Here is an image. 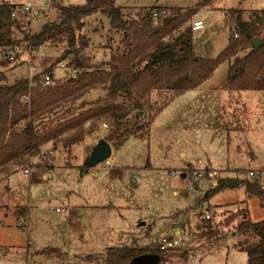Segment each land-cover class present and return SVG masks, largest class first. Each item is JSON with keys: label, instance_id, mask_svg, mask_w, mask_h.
<instances>
[{"label": "rangeland", "instance_id": "1", "mask_svg": "<svg viewBox=\"0 0 264 264\" xmlns=\"http://www.w3.org/2000/svg\"><path fill=\"white\" fill-rule=\"evenodd\" d=\"M34 1L42 14L35 26L37 32L43 24L57 21L58 3L87 2ZM205 1L116 0V5L128 18L132 10L195 9ZM197 9L195 20L209 19L211 23L195 32L194 51L200 57L216 59L228 46L239 19L249 20L256 11L264 10V0H211ZM89 21L83 32L90 38L87 52L94 62L108 60L118 53L122 34L111 31L103 14ZM17 31L14 36L21 37ZM63 52L62 45L28 47L6 73L14 80L53 67L55 80L64 82L75 72L67 61L56 64ZM228 68L224 63L199 88L167 102L162 97L152 109L140 112L141 124L149 123V128L129 135L118 148L111 143L115 147L112 157L88 174L83 173L84 166L98 142L107 140L110 129L101 120L85 126L83 142L87 140L88 146L62 143L60 152L51 154L42 145L37 155L26 153L21 166L0 173V245L9 251L7 256L0 254V264H103L108 248L126 245L156 253L154 264H247L248 254L239 248L246 237L236 231L246 219L239 213L245 209L252 222L264 220L261 200L249 197L244 188L205 200L209 189L200 187L189 197L181 178L182 170L191 166L212 168L218 177H236L241 172V178H248L251 169H264V92L228 91ZM100 96L104 92L99 90L87 98L94 101ZM93 127L96 130L91 132ZM25 166L34 169L30 180L24 178ZM173 172L177 175L172 176ZM43 173L47 179L42 178ZM205 181L212 188L215 180L208 177ZM14 205L26 208L27 216H14ZM68 207L74 210L69 216ZM207 210L215 213L210 220L202 217ZM174 228L187 242L179 249L159 252L160 235L173 237ZM257 240L252 235L249 243Z\"/></svg>", "mask_w": 264, "mask_h": 264}, {"label": "trees", "instance_id": "2", "mask_svg": "<svg viewBox=\"0 0 264 264\" xmlns=\"http://www.w3.org/2000/svg\"><path fill=\"white\" fill-rule=\"evenodd\" d=\"M210 2L198 3L195 9H165L169 15L159 19L151 15L163 11L162 7H152L146 15L129 19L116 0H87L84 5L69 6L58 3L57 21L43 24L33 35L18 29L21 37H16L13 5L0 1V172L7 174L21 166L26 153L37 155L50 140L68 146L82 143L85 126L100 120L109 124L107 140L118 148L129 135L149 128V123L141 124L140 112L152 109L162 97L167 102L199 88L224 63L229 64L228 91L264 92V11L255 12L249 20L239 19L235 29L239 37L235 38L233 31L226 49L216 59H206L194 51L195 31L190 26L181 28L197 14V6ZM98 14L109 19L112 32L122 34L118 53L99 63L88 54L90 38L83 34L89 19ZM254 38L263 41L258 50ZM47 44L64 46L56 64L67 61L75 72L73 77L57 82L52 67L33 76V88L28 76L9 79L6 69L13 64L11 57L18 61L24 49ZM49 75L51 85L42 86L40 81ZM99 90L104 96L89 101L87 97ZM27 96L30 102L24 101ZM95 130L93 127L91 132ZM66 133L69 136L64 138ZM239 188L249 197L259 198L264 207V184L240 175L220 177L204 199ZM17 209V217L27 216L26 208ZM239 216L246 219L236 231L246 237L248 246L239 248L248 254L247 264H264V220L252 222L245 209ZM252 235L258 240L249 243ZM141 255L156 253L134 245L112 247L107 249L103 264H134Z\"/></svg>", "mask_w": 264, "mask_h": 264}, {"label": "built area", "instance_id": "3", "mask_svg": "<svg viewBox=\"0 0 264 264\" xmlns=\"http://www.w3.org/2000/svg\"><path fill=\"white\" fill-rule=\"evenodd\" d=\"M13 8H12V17L15 22V26L21 30L31 33L32 35L35 34V26L36 23L42 19V14L37 9L36 3L34 0H25L23 3H18L11 1ZM150 10V9H149ZM148 11H142V13H137L136 11L132 10L129 15V19H137L140 15H146ZM169 13L167 10H163L161 12L155 11L151 16L154 19H159L160 17L168 16ZM198 15L195 14L194 18ZM262 16V15H261ZM192 30L194 31H200L205 28L206 24L202 20H195L191 22L189 25ZM235 31V38L239 37L238 32ZM34 50V47H30ZM15 56L11 57V60H14ZM32 74V73H31ZM33 76L30 75V88H33L36 86V84L33 82ZM52 82V76H46L41 81L40 84L44 87H48L51 85ZM25 102H30V96H27L24 98ZM105 128H108V124H104ZM199 164H202V161L198 162ZM24 177L27 180L31 179L32 170L28 166H25L23 169ZM173 176L177 175L175 172L172 173ZM241 175V172L239 174H236L235 176ZM248 178L250 179H258L264 184V169H251L247 173ZM210 177L213 178L215 181L212 183V188H215L218 182V172L214 170H210L208 168H196L194 166H191L187 171L185 172V179H186V191L189 194V197L191 195H194L195 191L199 190L200 187H204L205 189H212L210 188L211 184L208 181H205ZM241 177V176H240ZM216 183V184H215ZM215 184V185H214ZM214 212L212 211H205L202 213V217L206 220H210L214 217ZM201 216V215H200ZM182 235H175L173 237H169L166 234L160 235V242L158 250L161 252H167L170 250H176L181 248L184 244L183 242H187V239L183 240L180 238Z\"/></svg>", "mask_w": 264, "mask_h": 264}, {"label": "water", "instance_id": "4", "mask_svg": "<svg viewBox=\"0 0 264 264\" xmlns=\"http://www.w3.org/2000/svg\"><path fill=\"white\" fill-rule=\"evenodd\" d=\"M262 43L263 41L259 40L258 38H254L253 44L255 50H258ZM112 154V144L106 139H101L90 154L87 161V166L95 167L98 164L110 159L112 157ZM88 171L89 170H86V172ZM134 264H154V257L150 255H141L135 259Z\"/></svg>", "mask_w": 264, "mask_h": 264}, {"label": "crops", "instance_id": "5", "mask_svg": "<svg viewBox=\"0 0 264 264\" xmlns=\"http://www.w3.org/2000/svg\"><path fill=\"white\" fill-rule=\"evenodd\" d=\"M163 8V7H162ZM163 9H167V7H164ZM182 9V8H181ZM184 9V8H183ZM264 10H261V11H256V12H263ZM194 18V17H193ZM192 18V19H193ZM194 21H195V18H194ZM211 23V21L209 20V19H206V22H205V24L206 25H208V24H210ZM206 27V26H205ZM195 32H197V31H195ZM103 124H107V123H103ZM88 126V125H87ZM83 144H85V146H88V144H87V140H86V142L84 143L83 142ZM44 146H45V148H48V150H51L50 152H52L51 154H53V153H56V152H60V149L61 148H63L62 147V143H55V141L54 140H50V141H48V142H46L45 144H44ZM113 146V145H112ZM43 147V146H42ZM96 147V146H95ZM94 147V148H95ZM93 148V149H94ZM114 146H113V151H114ZM93 151V150H92ZM113 155V154H112ZM184 157H186V155H184ZM199 162V161H198ZM95 167H88L87 166V164L84 166V169H83V173L84 174H88L90 171H92L93 169H94ZM206 168H208V167H206ZM209 169V168H208ZM86 170H89L88 172H86ZM210 170H212V168H210ZM187 171V168H185V169H183L182 170V173H181V178H182V180H183V182L185 183V186H186V179H185V172ZM215 171V170H214ZM23 172V171H22ZM0 173H2V172H0ZM34 173V169H33V171H32V174ZM93 173V172H92ZM32 174H31V176H32ZM24 175V174H23ZM171 175H172V173H171ZM42 178L43 179H47L48 178V175H47V173H43L42 175ZM173 176V175H172ZM176 176V175H175ZM25 178V177H24ZM26 179V178H25ZM14 206H16L15 207V209H14V211H13V214H14V216L16 215V213H17V211H18V207L19 206H17V205H14ZM59 212H61V210H60V208H58L57 209ZM15 211H16V213H15ZM74 211V210H73ZM73 211H72V209L70 208V207H68V208H66V212H67V214H68V216L70 215V214H73ZM69 212V213H68ZM8 213H11V212H8ZM78 213L80 214L81 213V211H78ZM77 213V215L79 216V214ZM18 218V217H17ZM16 218V219H17ZM174 224V223H173ZM145 225V224H144ZM0 226H2L1 224H0ZM171 227V226H170ZM173 227V226H172ZM174 230H175V235L177 236V235H181V231L179 230V229H175L174 228ZM174 235V236H175ZM159 240H160V237H159ZM158 240V241H159ZM8 253H9V251H7ZM7 252L3 249V248H1V245H0V254H2V255H6L7 256ZM39 252H41V251H39ZM27 256H30V255H27Z\"/></svg>", "mask_w": 264, "mask_h": 264}]
</instances>
